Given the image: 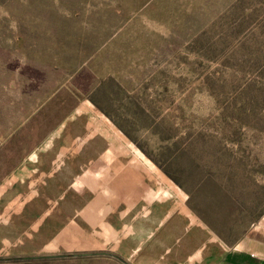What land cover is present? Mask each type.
<instances>
[{"label":"rangeland","instance_id":"obj_1","mask_svg":"<svg viewBox=\"0 0 264 264\" xmlns=\"http://www.w3.org/2000/svg\"><path fill=\"white\" fill-rule=\"evenodd\" d=\"M30 151L0 264H136L130 182L236 247L264 219V0H0V179Z\"/></svg>","mask_w":264,"mask_h":264},{"label":"crops","instance_id":"obj_2","mask_svg":"<svg viewBox=\"0 0 264 264\" xmlns=\"http://www.w3.org/2000/svg\"><path fill=\"white\" fill-rule=\"evenodd\" d=\"M41 154H48V151H30L29 155L24 156L30 161L24 160L23 165L18 164L13 168L7 166L0 181L10 183L12 180L17 189H30L32 184L42 189L41 158L47 156ZM138 186L139 183L130 182V189L135 190L131 204L137 211L129 225L128 236L132 249L129 253L136 264H264V219L253 227V231L240 244L225 249L217 238L211 234L207 236L208 228L195 220L185 208L171 201L165 202L164 199L154 203V198L151 200L143 197L147 194L137 193ZM137 203L140 207L151 208L145 216L140 215ZM9 214V201L0 198V231L4 232L0 234V252H10L7 241ZM115 251L119 250L115 247Z\"/></svg>","mask_w":264,"mask_h":264}]
</instances>
